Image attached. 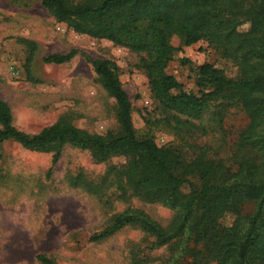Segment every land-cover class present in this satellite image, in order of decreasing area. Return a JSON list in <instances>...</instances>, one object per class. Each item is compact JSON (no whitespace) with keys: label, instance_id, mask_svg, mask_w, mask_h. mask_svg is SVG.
<instances>
[{"label":"rangeland","instance_id":"1","mask_svg":"<svg viewBox=\"0 0 264 264\" xmlns=\"http://www.w3.org/2000/svg\"><path fill=\"white\" fill-rule=\"evenodd\" d=\"M249 28L250 23H245L239 30ZM171 42L175 52L167 72L186 92L201 95L209 90L198 74L204 63L215 64L230 78L239 75L238 67L207 40L187 47L175 35ZM72 50L78 54L69 62L44 60ZM101 58L117 66L139 137L151 136L159 146L174 147L188 161L205 147L210 158L227 166L252 149L242 144L250 125L242 103L223 101L218 107V101L194 118L167 111L151 93L141 54L74 32L58 23L41 0H0V98L9 104L19 130L36 134L65 118L91 133L119 131L116 102L99 83L91 63ZM220 111L222 122L215 115ZM52 160V153L30 151L14 141L0 142V264H42L40 254L56 264H133L132 252L144 259L142 264L179 259L177 240L151 249L154 238L129 225L107 239L90 240L113 216L130 208L143 210L165 228L176 218L175 210L145 201L131 190L121 196L113 168L124 166L125 156L98 162L89 151L66 145L55 165ZM79 174L102 185V193L73 186L71 178ZM254 209L255 204L247 202L242 212L250 214ZM233 220L226 215L222 222L229 225ZM191 263L190 257L180 261Z\"/></svg>","mask_w":264,"mask_h":264},{"label":"trees","instance_id":"2","mask_svg":"<svg viewBox=\"0 0 264 264\" xmlns=\"http://www.w3.org/2000/svg\"><path fill=\"white\" fill-rule=\"evenodd\" d=\"M58 23L80 35L128 48L141 54L151 93L160 106L180 116L199 117L213 103L238 101L250 117L242 144L252 149L237 155L233 166L208 156L205 147L192 160L174 147L159 146L153 137H139L132 119V102L120 80L117 66L110 59L91 63L99 83L116 102L119 131L91 133L62 118L28 134L13 124L7 102L0 98V142L14 141L27 150L52 153L53 165L66 145L89 151L98 162L125 156L126 164L113 168L122 197L134 196L157 202L177 212L165 228L139 208L113 216L90 240L98 242L125 226L140 228L154 238L151 249L179 242V259L162 264H180L190 257L191 264H264V0H41ZM250 23L247 31L239 28ZM179 35L189 47L207 40L224 59L239 69L228 77L215 64L198 69L201 95L184 90L183 84L167 72L175 48L171 39ZM78 54H53L46 63L63 64ZM222 122L223 113L215 112ZM51 172V170H50ZM125 182V186L122 184ZM71 184L101 194L103 186L82 174ZM253 202L255 209L244 214L242 207ZM232 215L227 225L223 217ZM184 244V245H183ZM42 264H56L40 254ZM133 264H142L132 252Z\"/></svg>","mask_w":264,"mask_h":264}]
</instances>
